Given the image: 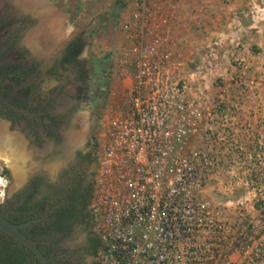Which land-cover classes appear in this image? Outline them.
<instances>
[{"label": "built area", "instance_id": "obj_1", "mask_svg": "<svg viewBox=\"0 0 264 264\" xmlns=\"http://www.w3.org/2000/svg\"><path fill=\"white\" fill-rule=\"evenodd\" d=\"M170 7L143 3L121 24L115 64L125 83L99 125L90 212L102 247L92 264H264V215L231 221L201 195L218 161L194 141L227 122L209 93L218 55L210 49L192 69Z\"/></svg>", "mask_w": 264, "mask_h": 264}, {"label": "flooded vegetation", "instance_id": "obj_2", "mask_svg": "<svg viewBox=\"0 0 264 264\" xmlns=\"http://www.w3.org/2000/svg\"><path fill=\"white\" fill-rule=\"evenodd\" d=\"M14 1L0 0V144L22 155L26 167L16 180L5 164L0 205L9 221L26 224L22 232L47 264H92L102 247L90 204L110 66L92 56L91 30L27 41L40 19ZM0 264L42 263L0 230Z\"/></svg>", "mask_w": 264, "mask_h": 264}, {"label": "rangeland", "instance_id": "obj_3", "mask_svg": "<svg viewBox=\"0 0 264 264\" xmlns=\"http://www.w3.org/2000/svg\"><path fill=\"white\" fill-rule=\"evenodd\" d=\"M43 1L58 14L68 33L72 29V36L84 30L92 31V56L99 65L110 66L105 107L121 96L125 83L115 64L123 44L122 22L143 3H162L167 9L188 1L199 7L203 5V0ZM208 4L211 9L236 5L241 9L242 19L231 27H213L212 23L203 28L199 26L203 24L202 8H195L194 20L185 21L183 15L172 27L190 46V59L200 58L197 62L201 63L210 49H214L218 55V72L224 73L223 78H218V72L209 76L208 84L210 97L218 101L220 114L227 121L225 127L218 129L220 135L211 141H194L195 148L212 150L218 161L216 170L207 175L201 195L222 207L231 221L239 216L242 220L258 222L264 215V0H209ZM222 11L219 14L224 17ZM65 22H70V27ZM1 159L0 156V172L7 167ZM18 165L24 175L26 162L22 156ZM7 184L8 176L0 174V188ZM10 190L12 194L13 186Z\"/></svg>", "mask_w": 264, "mask_h": 264}, {"label": "bare ground", "instance_id": "obj_4", "mask_svg": "<svg viewBox=\"0 0 264 264\" xmlns=\"http://www.w3.org/2000/svg\"><path fill=\"white\" fill-rule=\"evenodd\" d=\"M14 3L18 9L26 13H32L40 19V24L31 31L27 41L30 42L35 39V41L46 44L64 38L68 34V28L58 19V14L43 0H15ZM0 156L13 171L15 179L20 180L22 174L18 160L21 159L22 155L16 154L14 151H10L8 146L5 147V145L0 144Z\"/></svg>", "mask_w": 264, "mask_h": 264}, {"label": "crops", "instance_id": "obj_5", "mask_svg": "<svg viewBox=\"0 0 264 264\" xmlns=\"http://www.w3.org/2000/svg\"><path fill=\"white\" fill-rule=\"evenodd\" d=\"M208 3H209V0H203V3H201L203 5L201 7H199L197 5H194L192 2H189L188 1V3L185 4V5H179V6L177 5L176 6V9L173 12L175 13V15L179 19L181 17H183V15H184L185 21L188 20V19L189 20H194L192 18V15L194 14V9L195 8H198V10H200V8H202V11H201V14H202L201 17H202V19H200V20H201V22L203 21V24L201 23L199 26L200 27H203V28L204 27H207V25H209V24L211 25L212 23H213V27H231V25L233 23H235L237 20H239V22L241 21L242 17L239 16V13H240V10L241 9L239 7H237L236 5L229 6L228 8L223 7V6H218V7H214L213 9H211L210 8V5ZM178 7H180V8L182 7L183 10H178L177 9ZM220 10L221 11L223 10L222 13L224 14V17L220 16V14H219V11ZM232 16H233V18H232ZM195 18H196V16H195ZM188 49L190 50V46H189ZM186 53H188V52H186ZM194 60L195 59H190V62L193 63V65L191 66V68L192 67L194 68L195 67V63H198L197 62L198 60L197 61H194Z\"/></svg>", "mask_w": 264, "mask_h": 264}, {"label": "water", "instance_id": "obj_6", "mask_svg": "<svg viewBox=\"0 0 264 264\" xmlns=\"http://www.w3.org/2000/svg\"><path fill=\"white\" fill-rule=\"evenodd\" d=\"M25 226L26 224L19 225L9 221L6 218L5 213L3 212L2 207L0 205V230L3 231L5 234L15 238L24 246L32 250L35 255L39 258L42 264H47L45 257L39 251L36 244L22 232V228H24Z\"/></svg>", "mask_w": 264, "mask_h": 264}, {"label": "trees", "instance_id": "obj_7", "mask_svg": "<svg viewBox=\"0 0 264 264\" xmlns=\"http://www.w3.org/2000/svg\"><path fill=\"white\" fill-rule=\"evenodd\" d=\"M107 61V60H106ZM106 63V62H105ZM104 67H108V63L104 65ZM100 245L102 246V240L100 241Z\"/></svg>", "mask_w": 264, "mask_h": 264}]
</instances>
